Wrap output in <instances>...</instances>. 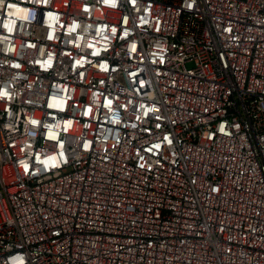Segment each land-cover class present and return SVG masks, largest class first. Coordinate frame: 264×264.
<instances>
[{"label":"built area","instance_id":"obj_1","mask_svg":"<svg viewBox=\"0 0 264 264\" xmlns=\"http://www.w3.org/2000/svg\"><path fill=\"white\" fill-rule=\"evenodd\" d=\"M0 264H264V0H0Z\"/></svg>","mask_w":264,"mask_h":264}]
</instances>
